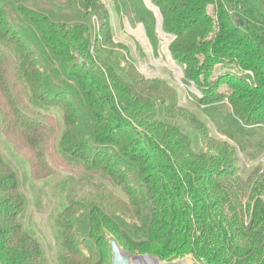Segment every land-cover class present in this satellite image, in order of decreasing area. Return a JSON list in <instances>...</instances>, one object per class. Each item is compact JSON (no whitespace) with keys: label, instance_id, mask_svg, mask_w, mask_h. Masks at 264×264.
Listing matches in <instances>:
<instances>
[{"label":"trees","instance_id":"16d2710c","mask_svg":"<svg viewBox=\"0 0 264 264\" xmlns=\"http://www.w3.org/2000/svg\"><path fill=\"white\" fill-rule=\"evenodd\" d=\"M145 2L159 15L142 0H0V264H48L25 220L31 183L56 172L45 144L55 127L80 171L63 190L92 189L55 219L58 264H111L110 239L167 263L264 264V169L243 164L264 158V0ZM113 13L140 23L154 53L162 19L207 122L176 87L137 72ZM216 65L234 72L215 80Z\"/></svg>","mask_w":264,"mask_h":264},{"label":"rangeland","instance_id":"374dc122","mask_svg":"<svg viewBox=\"0 0 264 264\" xmlns=\"http://www.w3.org/2000/svg\"><path fill=\"white\" fill-rule=\"evenodd\" d=\"M142 1L150 11L158 14L157 8L153 7L152 5L148 6L145 0ZM101 2L109 10L113 9L114 4H112V0H101ZM151 7H153L154 10ZM206 10L208 15H213V7L209 6ZM112 17L114 41L124 49H129L131 53L130 56L132 57V59L129 58V60L134 65L137 72L145 79L162 80L169 86L176 87V89L181 92V104L189 108L190 111L194 112L197 116L202 118L199 110H197V108L195 107L192 96L195 95V97H199L200 94L198 90L193 87V84H191V86H186L183 83V68L180 65L174 63V60L168 50V47L174 40V37H169L168 35H165L164 33L161 34V32H159L162 19L158 18L157 20V27L155 32L157 34L158 47L157 52L154 53L148 37L146 36L145 30L140 23L130 21L123 13L119 16H117L116 14L114 15L113 13ZM91 20L93 22V26H95L97 30L98 23L96 21V18L93 17ZM227 72L234 71H232L231 69L229 70L228 68H222L220 65H216L214 66L213 79L216 80L218 77L222 78L226 75ZM237 76L239 77L241 75ZM244 81L250 84L248 79L245 78ZM202 119L206 121L205 118ZM52 122L56 125L60 124L59 114L58 116H55L51 119V123ZM208 126L210 127L214 135L221 139H224V137H221L215 132V129L211 124H208ZM62 129L63 128L55 127L54 130L49 133L45 140V144L47 146L46 156L48 159V164L56 171L55 175L50 179L47 178L43 179L42 181L31 183L30 186L33 185L34 188L30 189L31 194L27 195L30 201V205L26 213L25 226L28 229L31 228L38 239L47 248L46 256L48 264H58V256L60 252L63 251L61 247V240L57 241L58 229H56L57 226L55 224V219L58 218V215L62 211V207L69 203V196L74 197L78 193V198L84 197L88 195L90 190H92L89 188V185H85L84 182V189L81 190V187H79L80 181H78L79 185H77L76 187L70 186L68 189L63 190L64 186L62 182L66 181V178L68 176L74 177L75 180L79 179L80 171L71 168L62 160L61 154L58 150V141ZM1 151L4 153V155H6L7 152H5L4 148H2ZM243 162L246 169H250L251 167L256 166L259 162L262 164V169H264V158H261L259 161L254 162L253 164L245 161ZM23 166L24 165L20 166V169H24ZM75 180L73 178H69L67 182L69 184H74ZM41 191L46 192V194L42 195ZM38 194L40 196V202L37 203L36 200L33 199L34 196H38ZM83 254L86 256L89 255L88 251L85 250L83 251ZM183 261L185 262V264H198L192 259L191 256L185 257ZM174 262H179V260H176Z\"/></svg>","mask_w":264,"mask_h":264},{"label":"water","instance_id":"95a60500","mask_svg":"<svg viewBox=\"0 0 264 264\" xmlns=\"http://www.w3.org/2000/svg\"><path fill=\"white\" fill-rule=\"evenodd\" d=\"M239 27H242V22H237ZM77 60L80 63L81 58L77 56ZM110 244V251H111V264H142V262L146 261L147 264L151 261H156L163 264H173V262H162L158 258H154L148 255H130L126 251H124L122 248H120L117 243L113 240H109ZM138 261V263H137ZM182 260H179V262H182Z\"/></svg>","mask_w":264,"mask_h":264},{"label":"bare ground","instance_id":"6f19581e","mask_svg":"<svg viewBox=\"0 0 264 264\" xmlns=\"http://www.w3.org/2000/svg\"><path fill=\"white\" fill-rule=\"evenodd\" d=\"M137 263H138V261H137ZM142 264H147V262L144 261V262H142ZM149 264H163V263H159V262H156V261H151V262H149ZM173 264H185V262L184 261H182V262H174Z\"/></svg>","mask_w":264,"mask_h":264}]
</instances>
